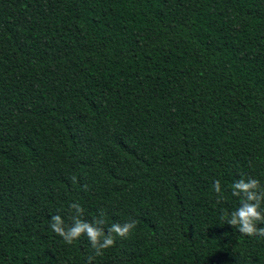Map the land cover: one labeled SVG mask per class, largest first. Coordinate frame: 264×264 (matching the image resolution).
<instances>
[{
    "label": "trees",
    "instance_id": "obj_1",
    "mask_svg": "<svg viewBox=\"0 0 264 264\" xmlns=\"http://www.w3.org/2000/svg\"><path fill=\"white\" fill-rule=\"evenodd\" d=\"M249 177L264 0H0V264H264L225 219ZM73 203L137 225L96 256L49 227Z\"/></svg>",
    "mask_w": 264,
    "mask_h": 264
},
{
    "label": "clouds",
    "instance_id": "obj_2",
    "mask_svg": "<svg viewBox=\"0 0 264 264\" xmlns=\"http://www.w3.org/2000/svg\"><path fill=\"white\" fill-rule=\"evenodd\" d=\"M213 187L218 195L221 194L219 180L214 181ZM232 195L240 198V206L231 212L230 217H225L226 223L237 228L242 235L264 238V227H258L264 224V185L256 178H241L233 183ZM70 208L75 210L71 225H65L60 215H53L49 227L69 245L86 235L96 256L114 246L116 237L128 238L137 225L135 220L124 224L113 223L105 232L103 213L100 218L88 222L81 219L84 209L79 203L71 204ZM91 259L92 257H89V261Z\"/></svg>",
    "mask_w": 264,
    "mask_h": 264
}]
</instances>
